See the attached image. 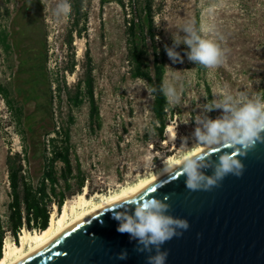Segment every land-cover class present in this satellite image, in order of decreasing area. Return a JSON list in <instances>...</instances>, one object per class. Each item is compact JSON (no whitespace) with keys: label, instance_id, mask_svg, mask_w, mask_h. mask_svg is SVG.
Returning a JSON list of instances; mask_svg holds the SVG:
<instances>
[{"label":"rangeland","instance_id":"374dc122","mask_svg":"<svg viewBox=\"0 0 264 264\" xmlns=\"http://www.w3.org/2000/svg\"><path fill=\"white\" fill-rule=\"evenodd\" d=\"M58 2L40 0L38 6L31 0H1L0 31L3 25L9 26L20 4L24 11H35L37 20L29 25L26 35H36L43 43L42 52L39 60L35 64L32 61L26 70L31 73L34 86H51L47 97L53 100V119L44 117L40 124H35L36 100H25L16 91L17 75L22 63L28 60L17 51L5 54L0 47V85L8 88L14 108H22L25 115L22 133L0 95V222L4 226L10 200L6 157L14 153L23 157V149L27 148V162L23 163L37 185L44 170L41 152L47 134H52L54 127L68 116L74 118L70 126L73 163L81 166L88 185L83 194L92 203L80 206L75 195L67 199L61 210L54 206V219L68 206L67 222L204 146L197 141V127L202 128L205 118L215 120L223 115L222 109L206 110L205 105L214 98L240 93L264 95V0H151L156 46L166 66L164 81L179 94L178 101L169 102V125L173 124L176 133L172 143L166 137L161 141L157 134L150 111L153 98L147 84L131 77L124 8L116 1L102 5L100 0H70L71 13L56 17L53 10ZM187 24L220 46L224 51L220 65L199 72L188 60L189 49L183 43L182 31ZM174 39L181 42L175 46L181 58L176 62L165 50L166 46H174ZM150 60L153 62L152 56ZM72 62L76 64L74 73L66 72ZM88 72L102 118L101 128L90 119L87 96L79 107L69 102L68 95H74L79 83L83 86ZM58 81L68 86L62 92L61 102ZM42 94L39 91L37 99H42ZM27 232L23 230L16 243L8 233L2 257L7 246H20ZM34 233L37 232L30 234ZM28 249L29 242L25 241V250Z\"/></svg>","mask_w":264,"mask_h":264},{"label":"water","instance_id":"95a60500","mask_svg":"<svg viewBox=\"0 0 264 264\" xmlns=\"http://www.w3.org/2000/svg\"><path fill=\"white\" fill-rule=\"evenodd\" d=\"M219 151L212 147L207 151L205 175H213ZM240 159L245 165L243 176L228 175L210 191L187 189L181 168L127 195L115 207L103 209L19 264H148L155 248L137 251L141 246L129 234L117 231L119 222L112 213L115 208L125 211L121 205L126 203L132 214L133 198L145 196L161 200L168 196V214L190 224L183 236L161 246L168 252L166 264H264V143L258 142ZM122 251L128 254L125 260L117 258Z\"/></svg>","mask_w":264,"mask_h":264},{"label":"trees","instance_id":"16d2710c","mask_svg":"<svg viewBox=\"0 0 264 264\" xmlns=\"http://www.w3.org/2000/svg\"><path fill=\"white\" fill-rule=\"evenodd\" d=\"M112 1H116L124 8L130 74L132 78L141 79L147 84L153 98L150 111L155 121L154 126L160 140L164 141L171 112L169 111V100L161 91L166 66L163 54L158 51L156 46L151 0H128L127 3L124 0H100L102 5ZM0 47L6 52L11 49L3 30L0 31ZM40 56L39 52L31 53L28 61L22 63L16 81V91L19 95H22L25 100H36L38 109L34 114L37 117L35 124H40L44 117L53 119L51 116L53 100L51 97H47V91L51 86H34L35 81H32L34 79L31 77V73L26 70L27 65H30L32 61L35 64ZM151 56L153 62L150 60ZM194 64L199 72L206 69L203 65ZM75 66L76 64L72 62L65 71L74 73ZM56 88L60 98L59 102H61L62 92L68 89V86L66 82L58 81ZM39 91H43L42 99H37ZM0 95L11 109L16 124L24 133L22 129L25 120L23 109L14 108V101L11 99L7 87L0 85ZM86 96L90 101V119L93 123H97V128H101L102 118L94 102L93 80L90 72L87 73L83 86L79 83L74 95H68L69 102L74 107L81 106ZM42 113L44 116H41ZM73 122L74 118L68 116L62 124L54 127L52 134H47L43 152H41L44 170L37 185L30 179L23 163V161L27 162V148L23 149V157L20 153L8 154L6 157L10 200L7 206L6 225L4 226L0 222V258L8 233L13 236L16 243L23 230L30 233L46 230L50 224L54 206L58 211L61 210L68 198L83 194L88 188L80 164L77 162L74 165L72 159L70 126Z\"/></svg>","mask_w":264,"mask_h":264},{"label":"clouds","instance_id":"9594fccd","mask_svg":"<svg viewBox=\"0 0 264 264\" xmlns=\"http://www.w3.org/2000/svg\"><path fill=\"white\" fill-rule=\"evenodd\" d=\"M70 0H59L54 7L56 17L67 16L71 13ZM184 32L183 43L189 51L186 53L189 61L205 67H215L223 62L224 51L211 39L204 38L193 25L187 24L182 29ZM181 42L174 39V46L165 50L168 57L176 62L180 60V53L175 50ZM182 62V60H181ZM161 91L169 102L178 101L179 94L176 88L164 81ZM207 111L222 109L223 115L215 120L205 118L201 127H197L195 135L197 141L209 147L220 148L222 154L218 155L213 175L207 176L202 169L209 167L207 161L210 154L199 153L194 156L185 155L182 165V175L186 176V188L191 191H210L228 175L242 177L245 165L240 157H246L258 142L264 143V95L259 93L247 96L240 93L238 96L226 94L219 99L214 98L205 105ZM200 120V117H197ZM225 149H232L227 151ZM172 165H166L169 171ZM170 198L165 196L162 200L153 196L133 198L131 206L135 208L128 214V204H122L120 209L112 211L113 218L118 221L117 231L129 234L141 246L137 251L151 252L155 248L156 254L149 255L148 264H166L167 251H161V246L175 237L183 236L190 228L187 219L169 215L171 205L167 203ZM115 207V206H113ZM111 208L106 210L108 212ZM127 252L122 251L118 259H127Z\"/></svg>","mask_w":264,"mask_h":264},{"label":"bare ground","instance_id":"6f19581e","mask_svg":"<svg viewBox=\"0 0 264 264\" xmlns=\"http://www.w3.org/2000/svg\"><path fill=\"white\" fill-rule=\"evenodd\" d=\"M165 137L167 139V142L169 143L175 142L176 133L173 124L167 126ZM210 148L211 147L207 145L201 146L190 155L194 156L199 153H205ZM170 165H172V168L169 169V171H165L164 169L161 172L157 173L156 175L152 176L150 179L141 181L137 185L129 189H126L119 194L104 199L99 204L93 205L90 209L85 210L80 214H77L69 222H67L68 206L65 205L63 208V213L57 219H54L53 217L51 218L50 224L46 230L34 234H30L29 232H27L22 236L23 242L21 243L20 246L19 245L7 246L4 252V256L0 258V264H19L20 262H22L24 259L29 257L31 254H33L40 248L55 242L70 229L92 218L94 215L101 212L103 209L116 205L127 195L139 189L145 188L147 186H151L155 184L158 180L164 178L165 176L178 171L179 169L182 168L183 159L181 158L177 161H174ZM91 203L92 201L88 200L84 194L78 195L77 197L78 205L83 206V205H89ZM71 211L74 213L75 209L72 207ZM25 241L29 242V249L27 251L25 250Z\"/></svg>","mask_w":264,"mask_h":264},{"label":"flooded vegetation","instance_id":"af4514ba","mask_svg":"<svg viewBox=\"0 0 264 264\" xmlns=\"http://www.w3.org/2000/svg\"><path fill=\"white\" fill-rule=\"evenodd\" d=\"M31 1L40 6V0ZM5 14L8 15L7 10L5 11ZM35 20H37L35 11H24L23 5L20 4L15 11V16L10 20L9 26L3 25L2 30L7 36V42L11 45L10 51L6 52L2 49L3 53L9 54L12 51H17L21 55H25V60H28L32 52H42L41 48L43 43L36 37V35L32 33L26 35L29 25Z\"/></svg>","mask_w":264,"mask_h":264}]
</instances>
